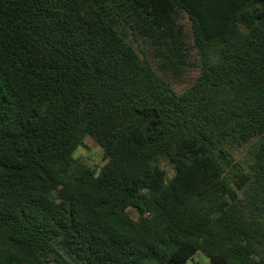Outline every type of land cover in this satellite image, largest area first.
<instances>
[{
    "label": "trees",
    "instance_id": "1",
    "mask_svg": "<svg viewBox=\"0 0 264 264\" xmlns=\"http://www.w3.org/2000/svg\"><path fill=\"white\" fill-rule=\"evenodd\" d=\"M200 252L264 264V0H0V264Z\"/></svg>",
    "mask_w": 264,
    "mask_h": 264
},
{
    "label": "rangeland",
    "instance_id": "2",
    "mask_svg": "<svg viewBox=\"0 0 264 264\" xmlns=\"http://www.w3.org/2000/svg\"><path fill=\"white\" fill-rule=\"evenodd\" d=\"M181 22L184 24L185 30H188L189 32L190 22L188 18L183 17ZM181 88L182 87H179V89ZM75 157L81 162L95 169L101 168L106 163V161L104 160L102 148L91 138H87L85 140L84 145L76 151ZM164 166L168 170H171V168L167 164H164ZM187 264H210V260L205 254L200 252L195 255V257Z\"/></svg>",
    "mask_w": 264,
    "mask_h": 264
}]
</instances>
